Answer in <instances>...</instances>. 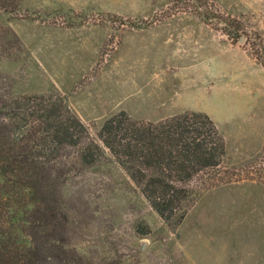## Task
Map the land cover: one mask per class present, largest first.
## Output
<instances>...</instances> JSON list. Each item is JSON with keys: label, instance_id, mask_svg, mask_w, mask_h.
Wrapping results in <instances>:
<instances>
[{"label": "rangeland", "instance_id": "rangeland-1", "mask_svg": "<svg viewBox=\"0 0 264 264\" xmlns=\"http://www.w3.org/2000/svg\"><path fill=\"white\" fill-rule=\"evenodd\" d=\"M39 93L65 97L95 138L122 110L200 111L227 141L229 182L174 230L110 155L68 175L49 264H264V0H0V97Z\"/></svg>", "mask_w": 264, "mask_h": 264}, {"label": "trees", "instance_id": "trees-1", "mask_svg": "<svg viewBox=\"0 0 264 264\" xmlns=\"http://www.w3.org/2000/svg\"><path fill=\"white\" fill-rule=\"evenodd\" d=\"M239 31L227 33L235 39ZM226 154L224 134L204 112L152 121L122 110L102 123L95 138L59 94L0 97V264H49L57 245L45 229L65 228L50 197L68 175L106 155L174 230L204 190L229 182L216 178ZM140 231L148 233L144 226Z\"/></svg>", "mask_w": 264, "mask_h": 264}, {"label": "water", "instance_id": "water-1", "mask_svg": "<svg viewBox=\"0 0 264 264\" xmlns=\"http://www.w3.org/2000/svg\"><path fill=\"white\" fill-rule=\"evenodd\" d=\"M241 40H243V37H241Z\"/></svg>", "mask_w": 264, "mask_h": 264}, {"label": "crops", "instance_id": "crops-1", "mask_svg": "<svg viewBox=\"0 0 264 264\" xmlns=\"http://www.w3.org/2000/svg\"><path fill=\"white\" fill-rule=\"evenodd\" d=\"M157 120H159V119H157Z\"/></svg>", "mask_w": 264, "mask_h": 264}]
</instances>
